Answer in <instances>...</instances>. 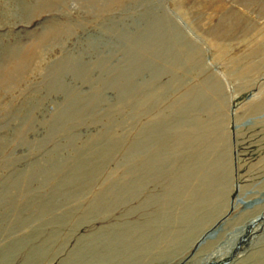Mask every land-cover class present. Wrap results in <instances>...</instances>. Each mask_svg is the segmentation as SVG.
I'll return each mask as SVG.
<instances>
[{"label":"rangeland","instance_id":"1","mask_svg":"<svg viewBox=\"0 0 264 264\" xmlns=\"http://www.w3.org/2000/svg\"><path fill=\"white\" fill-rule=\"evenodd\" d=\"M0 264H264V0H0Z\"/></svg>","mask_w":264,"mask_h":264}]
</instances>
